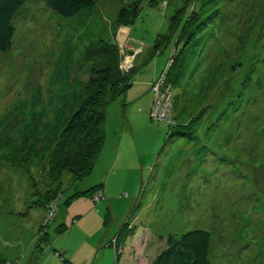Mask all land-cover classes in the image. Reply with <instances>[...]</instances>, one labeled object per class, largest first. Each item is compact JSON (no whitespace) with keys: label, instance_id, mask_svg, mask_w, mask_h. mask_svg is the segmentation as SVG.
<instances>
[{"label":"rangeland","instance_id":"rangeland-1","mask_svg":"<svg viewBox=\"0 0 264 264\" xmlns=\"http://www.w3.org/2000/svg\"><path fill=\"white\" fill-rule=\"evenodd\" d=\"M14 25L0 54V264H154L192 230L210 234L211 264H264V0H96L74 19L29 0ZM99 40L130 85L104 95L99 153L73 181L52 157Z\"/></svg>","mask_w":264,"mask_h":264},{"label":"trees","instance_id":"trees-1","mask_svg":"<svg viewBox=\"0 0 264 264\" xmlns=\"http://www.w3.org/2000/svg\"><path fill=\"white\" fill-rule=\"evenodd\" d=\"M28 2L29 0H0V54L11 51L16 32L14 25L16 17ZM41 2L46 9L63 19L79 17L82 11L96 5V0H41ZM129 13L128 19L133 21L138 10L134 8ZM174 17L169 21L170 32L174 30L172 23ZM197 24L198 20H188L185 25L186 32ZM86 58L92 63L86 99L79 109L69 116L52 157V164L57 167L59 174L69 178L72 176L73 181L90 172L99 153L101 124L104 120V95L108 91L113 95L119 94L130 85L129 78L122 76L118 70L120 58L115 43L97 41L89 47ZM173 124L175 123L168 124L171 129L170 135L175 128ZM60 194L52 197L56 202L49 201L48 206L43 207L50 210L51 204L59 206L63 201V196H58ZM209 253L210 234L203 230H192L173 242L168 241L167 249L158 256L154 264H211Z\"/></svg>","mask_w":264,"mask_h":264},{"label":"water","instance_id":"water-1","mask_svg":"<svg viewBox=\"0 0 264 264\" xmlns=\"http://www.w3.org/2000/svg\"><path fill=\"white\" fill-rule=\"evenodd\" d=\"M128 45L133 46L135 49H139V48L141 47L140 44H138L137 42L132 41V40H130V41L128 42Z\"/></svg>","mask_w":264,"mask_h":264}]
</instances>
